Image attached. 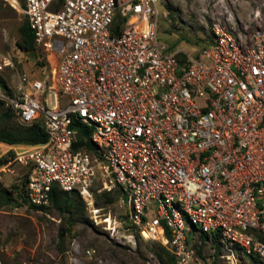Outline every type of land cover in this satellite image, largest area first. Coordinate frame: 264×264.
Returning <instances> with one entry per match:
<instances>
[{
  "label": "built area",
  "instance_id": "built-area-1",
  "mask_svg": "<svg viewBox=\"0 0 264 264\" xmlns=\"http://www.w3.org/2000/svg\"><path fill=\"white\" fill-rule=\"evenodd\" d=\"M2 1L47 57L29 77L0 50L16 79L0 103L46 135L0 142V173L25 169L18 206L55 188L90 212L117 190L126 224L173 264H264V25L240 37L213 21L190 54L159 38L160 0Z\"/></svg>",
  "mask_w": 264,
  "mask_h": 264
},
{
  "label": "rangeland",
  "instance_id": "rangeland-1",
  "mask_svg": "<svg viewBox=\"0 0 264 264\" xmlns=\"http://www.w3.org/2000/svg\"><path fill=\"white\" fill-rule=\"evenodd\" d=\"M23 19L19 10L0 0V50L10 56L17 71L39 76L47 63L45 52L37 48L23 52L15 46ZM213 21L236 36H247L264 25V0L159 1L157 33L170 49L194 54L210 42ZM0 76L14 88L13 73L4 70ZM6 123L17 125L14 117ZM6 149L0 145V152ZM24 173V168L11 165L10 172L0 173V186L21 184ZM95 194L99 193L94 192L97 210L88 212L83 205L71 220L49 205L34 209L11 201L1 206L0 264H158L154 251L160 244L143 239L126 224L117 190L107 197ZM240 261L256 264L248 257Z\"/></svg>",
  "mask_w": 264,
  "mask_h": 264
},
{
  "label": "trees",
  "instance_id": "trees-1",
  "mask_svg": "<svg viewBox=\"0 0 264 264\" xmlns=\"http://www.w3.org/2000/svg\"><path fill=\"white\" fill-rule=\"evenodd\" d=\"M16 31L18 35L17 39L15 40L16 48L23 52H33L36 48L33 42V34L29 29L25 19L21 20L20 24L17 26ZM5 82V79L0 76V85L2 87H5ZM6 93H10V91L6 90ZM0 107H3L1 103ZM3 108L4 109L0 111L1 143H5L8 145L37 144L45 141L46 135L36 123H32L28 126H20L18 124L10 125L6 123L11 117H13V114L7 108ZM108 195L109 192H101L99 194H95V198L96 196L107 197ZM18 197H21V194L18 191L17 184H12L10 188L0 186V207L10 203L11 201H13L16 205H19V203L16 201V198ZM76 197L77 196L74 194L66 195L59 192L55 188H52L50 193L49 206L53 207L57 210L58 213L67 216V219L71 220V216L77 214L76 210L83 211V203L81 200L79 203H77L75 201ZM212 238L213 241L216 242V234H212ZM154 256L156 257L158 264L174 263L173 257L161 244L158 245V250L154 251ZM250 259H252V261L256 264L259 262L254 256H251Z\"/></svg>",
  "mask_w": 264,
  "mask_h": 264
}]
</instances>
